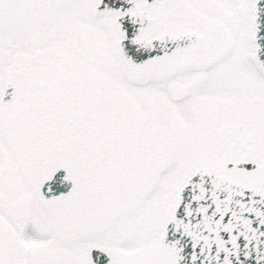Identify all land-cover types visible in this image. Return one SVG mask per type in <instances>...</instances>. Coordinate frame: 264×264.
I'll return each instance as SVG.
<instances>
[{"label": "snow or ice", "instance_id": "6c2138e0", "mask_svg": "<svg viewBox=\"0 0 264 264\" xmlns=\"http://www.w3.org/2000/svg\"><path fill=\"white\" fill-rule=\"evenodd\" d=\"M0 264H264V0H0Z\"/></svg>", "mask_w": 264, "mask_h": 264}]
</instances>
